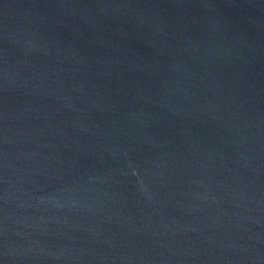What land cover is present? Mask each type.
Masks as SVG:
<instances>
[{"label": "water", "instance_id": "water-1", "mask_svg": "<svg viewBox=\"0 0 264 264\" xmlns=\"http://www.w3.org/2000/svg\"><path fill=\"white\" fill-rule=\"evenodd\" d=\"M0 264H264V0H0Z\"/></svg>", "mask_w": 264, "mask_h": 264}]
</instances>
